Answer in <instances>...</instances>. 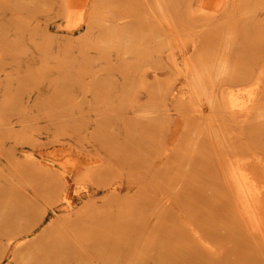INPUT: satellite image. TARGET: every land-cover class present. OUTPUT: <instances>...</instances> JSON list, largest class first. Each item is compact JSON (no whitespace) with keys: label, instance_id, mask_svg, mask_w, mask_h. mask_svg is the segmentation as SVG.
I'll return each instance as SVG.
<instances>
[{"label":"rangeland","instance_id":"1","mask_svg":"<svg viewBox=\"0 0 264 264\" xmlns=\"http://www.w3.org/2000/svg\"><path fill=\"white\" fill-rule=\"evenodd\" d=\"M92 1L83 0V10L70 9L68 17L61 3L49 0L21 6L37 14L33 19H18L10 9L0 17V99L8 102L0 120L31 117L23 115L31 88L72 90L71 104L84 94L90 104L56 107L71 121L95 111L106 146L136 164L112 167L123 190L118 201L136 202L138 173H146L147 202L140 209L127 204L119 211L113 202H98L78 214L80 221L92 211L112 217L110 224L92 226L104 246L90 251L86 264H174L166 253L195 251L212 264H264V0H108L91 9ZM5 3L0 0L9 7ZM219 62L225 63L221 76ZM170 92L182 95L174 102ZM19 99L20 107L14 106ZM44 102L46 115L37 117L47 119L56 112L47 106L54 104L50 97ZM45 121L25 127L32 129L29 142ZM90 132L81 138L84 146L93 140ZM48 148L77 158L66 145ZM228 160L247 180L248 209L230 195ZM106 170L102 164L99 172ZM92 179L79 182V194ZM72 221L57 219L42 242L63 233L87 244L82 233L74 235Z\"/></svg>","mask_w":264,"mask_h":264},{"label":"bare ground","instance_id":"2","mask_svg":"<svg viewBox=\"0 0 264 264\" xmlns=\"http://www.w3.org/2000/svg\"><path fill=\"white\" fill-rule=\"evenodd\" d=\"M101 1L104 3L108 2V0H93L91 2L93 4L91 9L94 8L96 2ZM38 2L39 0H6L5 4L9 7L0 6V10H2L0 17L4 16L2 15L4 9H10L14 11V14L18 15V19H33L37 14L30 11L26 12L23 8L24 5H34ZM54 2L63 5V8H65L64 16L68 17L69 14H72L79 7V3H83V0H49L48 3L53 5ZM70 9L74 10L71 11ZM81 9L78 10L81 11ZM10 17L13 18V15ZM91 17L93 18L92 14ZM15 65L18 70L21 69L19 68V62H16ZM224 69L225 63L219 62L217 75L221 76ZM24 70L27 71L29 68L27 67ZM95 75L94 78L97 76ZM152 75L154 76V74ZM5 78L7 77L5 76ZM190 80L193 88L199 91L201 87L197 85L196 81L198 80L195 77H191ZM46 89L49 90V88ZM28 90L30 91L24 101L27 107L23 110V115L28 112L31 117L28 120L21 118L9 120L5 117V119L0 120V229H11L6 233L0 232V252L3 259L0 264H17L19 259L23 261L21 264H82L84 262L86 264L87 260H89V252H97L100 246H104V241H100L102 237H95L96 232L99 231L92 229V226L102 227L105 224H110L109 217L111 216H109L110 214L106 215L92 211L89 217L87 216L84 220L80 221V218H77L78 214L91 209L98 202L101 203L100 206H103L105 202H113L119 211L124 209L127 204L132 208L140 209L147 202V190L143 184V180L146 181V173L144 171H139L140 173H138L140 177L138 179H142V183L141 181L138 183L137 191H139V195L137 201L131 203L125 202V204H123V201H118V196L123 190L121 189V183H117L116 176H113L112 167H120L125 164L133 166L136 164L132 163L133 160L129 161V159L118 158L114 151L110 150L109 146H106V140L103 139V134L101 133L102 129L99 130L98 128L95 111L88 110L85 115L83 114L78 119L71 121L68 118V113H59L56 107L57 105H60V107L68 106L71 109L75 105L83 106L84 103L88 105L90 103L86 95L83 94L81 97L72 96L71 101L74 105L71 106L72 104L67 101L70 98L69 92L72 90L63 88L55 91L51 90L50 92H46L47 90L42 92L38 88ZM170 93L172 94H168L174 102L179 100L180 95H182L179 93L176 96L173 92ZM199 93L201 92L199 91ZM199 96L201 97L200 94ZM48 97H50L54 104H47V106H50V110L53 108V111L55 110L56 113L54 112L55 114L51 115V118H38L37 116L44 114L42 111L45 109L42 104H45L44 100ZM92 97L93 95L90 100ZM226 99L227 105L230 107L232 101L228 97ZM19 101L20 99L16 100L13 105L20 107L21 103ZM7 103L6 97L1 95V110ZM221 103L226 106L223 96ZM35 106L36 110L34 111H36V114L32 111V107ZM23 112L20 109V113ZM40 120L45 121L39 127L41 132L37 134L35 142H29L28 138L30 136H28V132L32 129H24L27 126L36 127V124ZM75 123H80L81 128L74 133L71 127ZM261 125H263V122L257 124V126ZM89 130H91L90 135L93 134L94 137L93 140H86L84 146L81 144V138ZM193 143L194 145L197 144V140ZM53 144L66 145L68 148L75 149L77 151V158L71 156L70 153L63 154L58 152L54 154L48 148L49 145ZM82 155H84L83 158H81ZM231 162L227 161L228 165L225 170L226 184L230 187V195L234 197L233 199L239 205L243 204L241 205L242 208L248 209L247 199L248 197L251 198V196H248L251 193L248 191V187L247 189L245 188V181L247 183V180L239 172V167L234 166ZM102 164L107 165V170L99 172ZM158 171L157 169L153 177L150 178L152 182L156 181ZM91 177L93 178L90 183L92 187L87 189L83 194H79L76 186L80 181ZM130 192L129 187L124 189L126 196ZM245 203L247 204L245 205ZM161 206V204L158 205V207ZM158 207L155 208L157 209ZM161 208L159 210L161 211L160 213L163 212L164 207L162 206ZM61 218L68 220L74 218V221L71 222L74 223L72 226L75 229L73 233L75 236L82 233L88 241H86L87 244L80 246L73 243L69 238L70 236L63 233L55 235L49 242H42L41 234L52 229L54 222ZM248 221L249 223L253 222V218H251V221L248 219ZM83 241L85 240L83 239ZM17 255L19 256L18 262L16 261ZM164 256L166 259L173 260L174 264H198L201 261H203V264H212L208 258L196 251L190 254L169 252ZM91 263L93 264V262Z\"/></svg>","mask_w":264,"mask_h":264}]
</instances>
